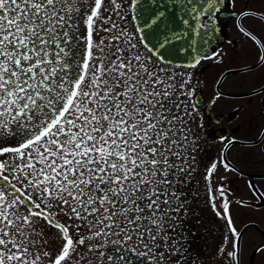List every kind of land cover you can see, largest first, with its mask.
I'll return each instance as SVG.
<instances>
[{
	"label": "snow or ice",
	"instance_id": "6c2138e0",
	"mask_svg": "<svg viewBox=\"0 0 264 264\" xmlns=\"http://www.w3.org/2000/svg\"><path fill=\"white\" fill-rule=\"evenodd\" d=\"M78 2L84 7L0 0V264H124L105 251L109 244L143 248L138 255L160 264L159 249L175 251L166 227L180 207L171 176L184 171L176 164L187 141L188 113L176 98L183 84L164 74L156 46L141 54L142 27L121 28L103 14L104 0H91L84 17ZM128 7H143L160 33L170 7L205 15L193 0ZM97 30L107 43L95 41ZM53 207L72 225L59 223ZM51 229L54 255L43 250Z\"/></svg>",
	"mask_w": 264,
	"mask_h": 264
},
{
	"label": "flooded vegetation",
	"instance_id": "af4514ba",
	"mask_svg": "<svg viewBox=\"0 0 264 264\" xmlns=\"http://www.w3.org/2000/svg\"><path fill=\"white\" fill-rule=\"evenodd\" d=\"M117 2L120 9L104 0L103 14L133 32L138 27L128 0ZM83 4L77 7L86 17L91 0ZM204 13L197 21L210 32L208 50L193 64L162 59L158 64L176 70L180 75L171 77L183 84L176 97L188 113L185 122L198 150V162L188 161V177L193 183L200 181L202 192L216 204L213 209H224L226 202L227 212L245 220L232 228L235 238L229 248L236 257L230 256V264H264V0H222L214 11ZM77 23L84 32L82 20ZM99 35L108 38L105 32ZM138 48L148 55V47ZM204 240L186 244L183 264L218 263L217 245L197 243ZM108 246L118 251L108 254L123 257L124 264H153L151 255H138L141 251L130 246ZM173 257L172 252L166 254L160 264H173Z\"/></svg>",
	"mask_w": 264,
	"mask_h": 264
},
{
	"label": "rangeland",
	"instance_id": "374dc122",
	"mask_svg": "<svg viewBox=\"0 0 264 264\" xmlns=\"http://www.w3.org/2000/svg\"><path fill=\"white\" fill-rule=\"evenodd\" d=\"M99 34H103V32L101 31ZM99 34L95 33V36H98L96 42L99 43L101 39H104L105 43H107L108 38ZM105 51L107 52V49ZM159 66L165 68V75L171 76L173 73L174 77L180 75L176 70L171 72V68L164 67L161 64ZM177 101L180 102L179 98H177ZM181 114H184L183 109ZM184 132L187 135V141L183 142L182 148L178 149L182 154L181 158L176 159L177 167H182L184 171H177L174 176H171L173 180L171 191L175 193V199L172 203L173 205L179 204L180 207L179 211L170 213L171 218L167 221L166 227L169 236L174 238L172 243L175 251L168 247L159 249V252L163 253V258L160 261H165V255L172 252L174 254L173 264H183L182 255L183 253H188L189 250L186 249V244L196 243L194 240L202 238L206 241H198L197 243H212L217 245V264H230V256L228 255L230 253L229 245L234 243L235 238L232 228L235 223L245 220L237 218L235 213H229L225 209H213L216 204L211 202V198L202 192L199 185L200 181L193 183L192 179L188 177V161L191 159V165H195L198 162V150L191 144L190 138L194 135L187 127L186 122ZM17 142L18 138L17 140L10 141L13 146V143ZM215 163H217L216 158ZM209 206L212 209L208 208ZM52 211L58 222L69 226L72 225V220L62 214H58L54 207ZM229 218L231 219V224H229ZM46 239L48 240V245L43 250L49 251L54 255L59 250V245L56 243L57 231L55 229L47 231ZM112 239L115 238L113 237ZM128 246L137 251H145L143 248L136 247L135 245L130 244ZM110 248L112 246H108V249H105V251H108ZM113 252L116 253L118 251H108V253ZM43 264H47L46 259L43 261Z\"/></svg>",
	"mask_w": 264,
	"mask_h": 264
},
{
	"label": "water",
	"instance_id": "95a60500",
	"mask_svg": "<svg viewBox=\"0 0 264 264\" xmlns=\"http://www.w3.org/2000/svg\"><path fill=\"white\" fill-rule=\"evenodd\" d=\"M166 2L169 5L173 4V0H166ZM193 2L198 7L203 5L204 12H211L220 6L222 0H209L208 3L206 0H193ZM151 3L155 5L156 0H151ZM209 4L214 5L211 11H209ZM167 11L170 23L163 30V33H160L151 22L145 23L148 20V14L143 7L131 10L132 17H138L135 20L137 27L144 29L139 35L147 37L144 44L149 49L156 46L155 50L162 54L161 59L163 61L173 64L195 63L208 50L210 44L209 30L201 28L197 18L193 19L190 14H186L182 9L170 7ZM181 20H187L188 23H181ZM166 36H171V39H167Z\"/></svg>",
	"mask_w": 264,
	"mask_h": 264
}]
</instances>
